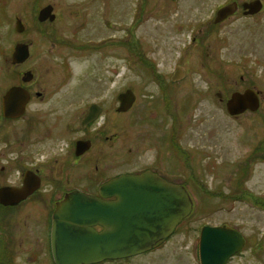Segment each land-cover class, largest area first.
I'll return each mask as SVG.
<instances>
[{"label":"rangeland","instance_id":"1","mask_svg":"<svg viewBox=\"0 0 264 264\" xmlns=\"http://www.w3.org/2000/svg\"><path fill=\"white\" fill-rule=\"evenodd\" d=\"M224 1L179 0L176 8L167 0H6L0 4V52L16 44L15 20L30 25L38 3L56 9L63 36L71 35L64 20L81 19L83 13L84 18L97 19L98 27L89 25L74 39H91L100 43V49L84 56L70 54L69 82L70 88L72 83H95L102 96L127 88L136 95L131 113L117 120V172L138 167V159H153L162 147L158 138L166 142L171 138L168 133L177 132L174 145L180 148L173 154L181 161L180 178L201 179L205 187L188 186L193 213L181 227L190 226V234L177 235L163 250L142 260L191 261L199 226L225 224L246 239L228 264H264V11L252 19L210 27L213 8ZM132 23L137 24L134 33ZM2 61L0 53V90L9 83L1 79ZM178 65L186 76L165 91ZM28 67L29 63L24 68ZM51 77L52 82L59 81L56 73ZM246 88L259 95L258 109L229 116L219 95L227 98ZM155 140L160 143L155 145ZM164 144L167 163L172 153ZM130 154L136 158L133 166L127 163ZM187 154L193 161L190 167L183 162Z\"/></svg>","mask_w":264,"mask_h":264},{"label":"flooded vegetation","instance_id":"2","mask_svg":"<svg viewBox=\"0 0 264 264\" xmlns=\"http://www.w3.org/2000/svg\"><path fill=\"white\" fill-rule=\"evenodd\" d=\"M5 1L0 0V4ZM167 1L172 7L178 6L179 0ZM46 7L50 9L48 17L40 21V12ZM222 8H225V17L221 20L222 22L215 23L217 12ZM85 9L87 10V7L83 10ZM263 11L264 0H225L213 8L212 21L208 22L210 27L214 28L239 18L252 19ZM32 16L30 25L19 19L15 20L14 30L18 39L13 43L16 44H11L7 51L1 49L2 52H0L3 58L1 79L2 81L4 78L9 80L7 89L0 90L2 92L0 95V190L20 189L25 183L32 188L29 195L22 201L9 204L14 202L12 198H9L6 200L9 202L8 205L0 203V264H14V262L55 264L52 249L54 214L57 204L63 202L71 194L79 193L105 202L116 201V197L101 198L100 188L105 183L120 176L141 175L147 172L169 184L184 187L191 201L188 186L205 187L201 179L180 178L181 161L177 155L173 154L174 151L177 153L180 148L174 145L175 136H178L175 129L168 133L171 138L166 142L161 137L158 138L162 147L156 151L153 159L146 160V162L138 159V163L140 161L138 167L117 172V120L119 115L131 113L136 103V95L133 90L127 88L119 94L115 92L102 96L98 93L100 89L96 88L95 83H72L70 88L69 82L71 78L70 54L73 57L76 54L84 56L100 49V43L96 44L91 39H74L76 34L84 32L89 25L98 27L97 19L84 18L87 14L83 13L81 19L68 22L64 20L69 26L71 35L63 36L59 30L58 14L52 5L41 6L38 3ZM70 22L75 24H70ZM136 25L133 23L129 25L133 27V33ZM106 26L109 27L110 23L106 22ZM89 35V33L86 34L88 38ZM130 35L132 36L131 33ZM26 40H30L31 44H26ZM21 43L28 48V58L22 63L14 62L13 55L16 47ZM7 54L10 55L9 67L5 70L4 66L8 61ZM27 63L29 67L24 68ZM150 69L151 71L158 70L154 67ZM53 73L57 74L59 81H51ZM185 76V71L179 65L176 66L168 77L170 80L168 85H164L165 91L168 86L178 84L179 80ZM10 80L13 83L10 84ZM14 87H21L27 92L28 102L23 115L7 117L3 110V99ZM162 90L164 91V88ZM246 90L252 89L246 88L244 91ZM127 91L133 93L134 102L130 109L119 112V95ZM234 93L240 92L233 91L227 98L219 95L229 116L232 115L227 111V104ZM257 96L260 100L259 95ZM159 140H155V145L160 143ZM164 143H167V149L172 153L167 163L165 161L166 152H162ZM187 157H183V162L184 165L190 167L193 161ZM135 160L136 158L130 154L127 163L133 166L137 164L134 163ZM192 213L193 209L188 217L176 225L167 238L156 243L149 251L123 259H103L96 264H141L140 262L171 264L176 260L177 264L179 262L201 264L199 241L202 229L206 226L214 228L228 227L227 225L204 224L199 226L193 241L194 257L191 261L180 258L174 261L172 259L167 261L163 259L142 260L144 256L163 250L177 235H189L192 228L187 226L182 230L181 226L186 223ZM92 228L96 232L104 230L100 225ZM236 231L243 237L245 246L246 239L238 230ZM241 251L242 249L238 253Z\"/></svg>","mask_w":264,"mask_h":264},{"label":"water","instance_id":"3","mask_svg":"<svg viewBox=\"0 0 264 264\" xmlns=\"http://www.w3.org/2000/svg\"><path fill=\"white\" fill-rule=\"evenodd\" d=\"M44 8L39 15L43 21L49 14ZM225 17V8L218 10L215 23ZM26 45H18L14 62L28 57ZM175 80V78L173 79ZM118 111L130 109L134 95L127 91L119 95ZM28 102L27 92L21 87L10 89L3 99L7 117L23 115ZM259 107L257 93L246 90L234 93L227 104L230 115H239ZM31 186L0 190V203L7 199H25ZM101 198L116 197L105 202L79 193L71 194L57 204L52 226V249L55 264H96L103 259H123L149 251L167 238L193 209V203L182 186L165 182L151 173L124 175L105 183L100 188ZM100 225L102 232L92 227ZM244 246L243 237L229 227H204L199 241L201 264H226Z\"/></svg>","mask_w":264,"mask_h":264}]
</instances>
